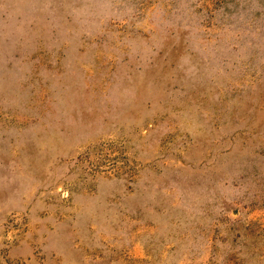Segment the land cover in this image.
<instances>
[{
  "label": "rangeland",
  "instance_id": "obj_1",
  "mask_svg": "<svg viewBox=\"0 0 264 264\" xmlns=\"http://www.w3.org/2000/svg\"><path fill=\"white\" fill-rule=\"evenodd\" d=\"M0 264H264V0H0Z\"/></svg>",
  "mask_w": 264,
  "mask_h": 264
}]
</instances>
